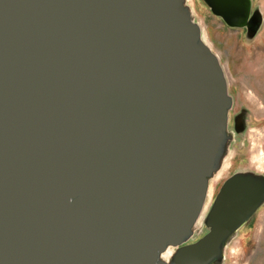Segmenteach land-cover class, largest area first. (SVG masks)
<instances>
[{
    "label": "water",
    "instance_id": "95a60500",
    "mask_svg": "<svg viewBox=\"0 0 264 264\" xmlns=\"http://www.w3.org/2000/svg\"><path fill=\"white\" fill-rule=\"evenodd\" d=\"M229 105L184 0H0V264L211 263L264 197L233 173L187 242Z\"/></svg>",
    "mask_w": 264,
    "mask_h": 264
},
{
    "label": "rangeland",
    "instance_id": "374dc122",
    "mask_svg": "<svg viewBox=\"0 0 264 264\" xmlns=\"http://www.w3.org/2000/svg\"><path fill=\"white\" fill-rule=\"evenodd\" d=\"M184 3L200 25L201 39L218 54L225 68L230 96L226 140L208 182L211 200L187 240L191 242L206 232L208 209L228 176L246 172L264 179V160L260 158L264 155V0H251L247 22L242 26L226 24L205 0ZM209 264H264V197Z\"/></svg>",
    "mask_w": 264,
    "mask_h": 264
},
{
    "label": "bare ground",
    "instance_id": "6f19581e",
    "mask_svg": "<svg viewBox=\"0 0 264 264\" xmlns=\"http://www.w3.org/2000/svg\"><path fill=\"white\" fill-rule=\"evenodd\" d=\"M260 158L262 159V161L264 160V155L260 156ZM257 160L258 162L261 164V162L259 161V158L257 156ZM263 165V164H262ZM223 168V167H222ZM219 169V168H218ZM216 170V169H215ZM217 174V173H216ZM214 177V176H213ZM209 182V181H208ZM210 185V184H209ZM208 188V186H207ZM213 192V191H212ZM206 198H205V202L203 204V207H202V211L200 213V215L198 216L197 218V221L196 222H199L200 219H201V215L205 213V210L211 200V189L208 188V190L206 191ZM204 218V217H203ZM173 252V247L169 246L167 247L162 253H161V258L167 260L170 256V254Z\"/></svg>",
    "mask_w": 264,
    "mask_h": 264
}]
</instances>
